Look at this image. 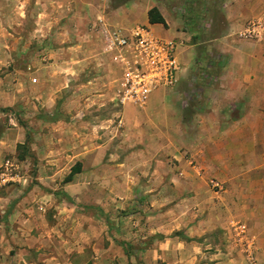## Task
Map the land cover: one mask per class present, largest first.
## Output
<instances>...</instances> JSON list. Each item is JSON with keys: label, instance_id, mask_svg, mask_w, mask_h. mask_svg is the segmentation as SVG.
Instances as JSON below:
<instances>
[{"label": "rangeland", "instance_id": "rangeland-1", "mask_svg": "<svg viewBox=\"0 0 264 264\" xmlns=\"http://www.w3.org/2000/svg\"><path fill=\"white\" fill-rule=\"evenodd\" d=\"M229 3L228 0H0V104L4 105L0 106V139L11 149L0 166V197L8 193L19 201L17 198L23 193L18 188H25L27 196L31 194L17 215L13 213L15 206L8 214L16 220L12 223L7 219L8 224H14L16 229L9 227L6 237L0 235V264H98L92 249H77L85 245L88 236L84 231L90 228L88 225L97 224L86 219L83 226L79 215L83 208L70 204L61 195L65 194V180L78 164L80 174L84 164L92 168L98 159L110 167L90 172L93 178L102 177L106 182L104 211L112 220L107 225L110 231L120 226L129 232L135 215L145 210L149 212V227H153L154 217L161 210L177 205V201L171 203L176 198L175 191L170 193L167 189L162 195L168 203L164 206L158 203L160 190H157L161 188L148 181L178 175L185 164L198 166L203 159L195 151L209 142L212 131L226 125L213 121L212 111L220 101L225 102L226 94L225 79L210 73L215 55L210 53L209 42L216 38H226L231 43L249 39L245 36L248 27L264 21H250L243 30L227 27L223 12ZM150 8L171 19L172 29L195 33L190 43H197L198 47L191 50L190 45H184L180 49L179 56L187 65L182 66L186 70L173 89L155 92L142 107L123 108L114 102L119 75L103 53L100 32L144 26L140 21ZM248 9L249 6L245 10ZM232 12L237 16L236 11ZM163 30L158 27L153 32L165 38ZM226 44L225 39L219 43L222 48ZM56 127L61 137H55ZM17 131L24 132L26 139L24 147L18 145L15 149ZM4 132L6 136L2 135ZM86 144L101 145L105 151L100 156L89 154L82 164L77 153ZM203 157L209 162V156ZM120 163L126 165L122 172L116 169ZM202 173L209 179V185H216L219 177H225L224 171L218 172L217 178L213 177L214 172ZM91 190L96 197L98 189ZM147 196L149 202L145 201ZM4 212L6 215L2 216H8L7 209ZM67 213H74V218L65 221ZM74 219V226L70 227ZM55 228L57 235L51 234ZM14 229L20 235H13ZM39 234L44 243L39 241ZM108 237L112 239L110 233ZM129 237L123 235L121 239L127 243ZM31 238L36 247L28 249L18 243L19 239ZM219 239L217 243L223 242L224 236ZM38 243L44 244L42 249H37ZM107 254L109 257L102 264H118L113 261L112 252ZM127 254L129 260L132 257L130 264H145L136 257V252L129 249ZM154 256L149 252V264H160L153 261ZM247 260L259 264L253 250L245 252ZM249 261L247 264H252Z\"/></svg>", "mask_w": 264, "mask_h": 264}, {"label": "crops", "instance_id": "crops-1", "mask_svg": "<svg viewBox=\"0 0 264 264\" xmlns=\"http://www.w3.org/2000/svg\"><path fill=\"white\" fill-rule=\"evenodd\" d=\"M228 1L230 2L229 7L223 12L226 15L227 27L243 30L250 21L264 19V0ZM248 6L249 9L245 10ZM150 9L146 11L145 17L140 22L154 36L179 45L178 61L181 68L179 77L181 78V74L186 70L182 66L187 64L179 56V51L184 45H190L191 50L198 47L197 43H190L195 33L189 34L183 30L172 29L170 27L171 19H167L161 12L166 26L149 24L148 13ZM232 10L236 11L237 16H234ZM181 22L183 24L182 20ZM158 27L164 29L165 38L153 32V29ZM263 35L264 29L256 38H245L235 43L229 42V39L226 38H216L209 42L210 53L215 55L210 73L216 78L225 79L223 91L226 94L225 102L220 101L215 105L216 109L212 111L213 121L226 125L224 127L219 126L212 131L209 134V142H205L199 146V151H195L196 155L201 160L203 159V162H200L198 166L191 167L185 164L180 169V173L171 178L162 176L149 179L148 183L161 188L157 190H160L156 199L158 203H163V206L168 203L167 197L162 195L166 189L170 193L172 191L176 193V198L172 202L169 200V202L177 201V205L161 210L154 217L153 227H149V212L145 210L135 215V221L132 222L133 226L129 232L120 226L112 231L107 228L112 220L106 216L104 211L107 202L106 182L102 177L93 178V174L90 173L93 170L99 171L103 168H110L108 165H103L100 159L97 160V163L92 164V168H90V164H84L83 168L81 167L82 173L77 174V177L75 175L71 183L64 185L63 192L65 194H61L65 197L64 200L72 205L75 204L74 206L78 208H83L82 213L79 214L83 226L86 219L97 224L93 227L88 225L90 228L83 229H86L84 233L88 237L84 241L85 245L77 246V249L82 251L88 248L92 249L96 253L93 259L98 264L107 261L108 251L113 253V261L116 260L118 264H130L132 257L129 260L127 254L129 249L136 252V257L140 261L143 260L145 264H149V252L155 254L152 257L153 261L156 263L160 261V264H247V261H252V258L245 261V252L250 250H253V254H257L259 264H264ZM223 39L227 41L225 48L219 45ZM213 48L215 52L212 51ZM1 91L3 92V90ZM0 106L4 107L3 104ZM127 106L131 105H126L123 108ZM237 111H239L238 115L234 114ZM228 123L230 125H227ZM58 130V127L54 128L56 138L57 136L61 137ZM2 135L6 136L5 132ZM25 137L24 132L21 134L17 131L18 142L15 149L18 145H24ZM7 151H11V149L8 150L4 140L0 139V166L3 165ZM104 151V147L101 145L93 147L86 144L78 151L77 157H81L83 164L89 154L93 157L100 156ZM204 155L209 156V162L203 157ZM125 167V163H120L116 169L122 172ZM203 171L214 172L212 174L216 178L218 172L224 171L225 177H219L216 185H209V179L207 180L206 174L202 173ZM94 188L99 191L96 197L92 195L94 191L91 189ZM24 189L18 188L19 192L23 193V196L17 198L19 201L14 200L16 198L8 193L0 197V218L3 219L0 223V235L3 238L7 236L9 227L16 229L14 224L13 226L8 224V220H12V223L16 221L14 217H11L12 215L8 214L12 213L15 206L13 213L17 215L21 205L23 204L25 207L24 203L29 195L31 197L29 191L28 196L25 194L26 192L24 193ZM81 199L89 204H81ZM145 201L149 202V196L145 197ZM16 203L17 205H15ZM6 209L8 216L5 217L2 215H6L4 212ZM65 215V221L74 218V213ZM27 221L30 222L31 220L28 219ZM115 221L116 219L113 220V222ZM74 222L75 219L72 220L70 227L74 226ZM241 227L246 228L245 234L241 233ZM15 229L12 233L18 235L19 233ZM31 231L34 232V230ZM57 233L56 228L51 231L53 235H57ZM109 233L112 235V239L108 237ZM37 234L34 232V235ZM51 234L50 236H52ZM28 235L30 234L28 233ZM123 235L130 236L127 243L121 239ZM220 236H224V240L217 243ZM149 239L153 241L150 245ZM32 240L33 238L30 240L19 239L18 243H23L21 247L26 246L31 249V247H36ZM39 241L44 243L42 234H39ZM39 245L38 250L42 249L41 246L44 244ZM254 260L256 261L255 257ZM255 264L258 263L255 262Z\"/></svg>", "mask_w": 264, "mask_h": 264}, {"label": "built area", "instance_id": "built-area-1", "mask_svg": "<svg viewBox=\"0 0 264 264\" xmlns=\"http://www.w3.org/2000/svg\"><path fill=\"white\" fill-rule=\"evenodd\" d=\"M263 29L264 21L253 23L245 36L256 38ZM100 35L103 53L119 75L114 92L117 106L142 107L155 92L173 89L177 85L181 70L177 43L154 36L144 26L126 31L104 30ZM241 233H246L245 227H241Z\"/></svg>", "mask_w": 264, "mask_h": 264}, {"label": "trees", "instance_id": "trees-1", "mask_svg": "<svg viewBox=\"0 0 264 264\" xmlns=\"http://www.w3.org/2000/svg\"><path fill=\"white\" fill-rule=\"evenodd\" d=\"M148 19H149V24L151 25H163L166 26V22L164 20V18L162 17L161 13L159 12L158 9L154 8L152 10L149 11L148 13ZM24 147V145L19 146V148ZM21 160L24 159L20 158ZM80 173V165H77V168H75L73 170V172L68 176V178L65 180V184L66 183H71L74 179V176Z\"/></svg>", "mask_w": 264, "mask_h": 264}]
</instances>
